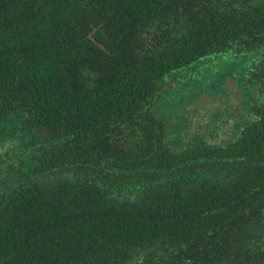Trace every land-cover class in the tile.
I'll list each match as a JSON object with an SVG mask.
<instances>
[{"label":"trees","instance_id":"trees-1","mask_svg":"<svg viewBox=\"0 0 264 264\" xmlns=\"http://www.w3.org/2000/svg\"><path fill=\"white\" fill-rule=\"evenodd\" d=\"M257 32L264 0H0V264H127L149 245L264 258L223 233L263 247L264 117L206 144L163 104L178 78L220 89L207 62Z\"/></svg>","mask_w":264,"mask_h":264},{"label":"flooded vegetation","instance_id":"flooded-vegetation-1","mask_svg":"<svg viewBox=\"0 0 264 264\" xmlns=\"http://www.w3.org/2000/svg\"><path fill=\"white\" fill-rule=\"evenodd\" d=\"M221 14L227 15L229 12L226 11ZM263 33L257 32L260 36L252 38L257 42L262 40L260 42L262 45L257 46V49L242 45L235 48L234 52L231 51L221 56L218 54L213 55L212 59L207 62L208 65H211V70L208 76H205L207 84L205 86L213 88L210 81L214 80L218 82L220 89L214 88L216 90L213 89L212 91L211 89L208 93L202 91L201 96H195L200 85L197 80L204 76L194 78L191 84H187L183 78L175 79L170 84L167 83L168 85L163 89V91H166V101H163L165 108L170 111L178 108L180 112L187 114L184 117L174 115L167 117L165 118V120H168L166 123L176 122V124H179L182 119H189L190 128L187 130L191 136L199 135L206 140V144L219 145L233 140L238 133L244 132L247 126L258 119H262L264 112L260 111L261 113H258L257 110L264 106V96L261 89H259L260 87L256 89L251 85L248 86V83L255 76L262 84L264 93V37H261ZM232 42L234 41L232 40ZM236 64L245 67L242 76L238 75L239 73L237 74L236 71L227 72L234 70ZM212 77L215 79L210 80ZM3 193L1 190L0 210L3 209L5 204V194L3 195ZM262 201L264 202V198H262ZM221 233L218 235L220 240L224 238ZM223 233L231 240L241 242L243 244L240 246L241 248H264V244L263 247L255 246L258 243L256 236H235V233L228 229H224ZM205 235L207 242H212L213 228H207ZM166 249L171 248H167L165 245H149L127 264H215L212 252L209 253L212 248L208 251L186 254L183 258L181 257L182 254L172 251L173 249L171 251ZM243 264H264V258L258 259L257 263L246 261Z\"/></svg>","mask_w":264,"mask_h":264},{"label":"rangeland","instance_id":"rangeland-1","mask_svg":"<svg viewBox=\"0 0 264 264\" xmlns=\"http://www.w3.org/2000/svg\"><path fill=\"white\" fill-rule=\"evenodd\" d=\"M213 79H215L214 77H212L210 80H213Z\"/></svg>","mask_w":264,"mask_h":264}]
</instances>
